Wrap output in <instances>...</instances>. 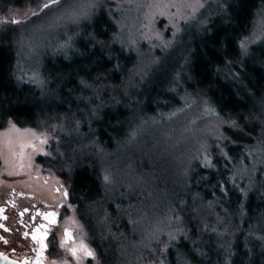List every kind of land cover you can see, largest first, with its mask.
<instances>
[{"label":"trees","instance_id":"obj_1","mask_svg":"<svg viewBox=\"0 0 264 264\" xmlns=\"http://www.w3.org/2000/svg\"><path fill=\"white\" fill-rule=\"evenodd\" d=\"M96 2L92 19L78 26L71 48L50 54L43 62V85L17 79L20 75L14 44L7 32L0 33V130L12 119L16 126L32 129L65 120L67 127L78 131L77 123L82 129L87 125L83 112L95 109L98 115L89 122L90 136L100 150L109 152L120 142L131 141L139 127L151 119L196 108L198 126L192 129L194 138L201 140L179 143L174 152V185L168 194L172 203L165 226L169 232L183 227L190 239L178 236L154 264L161 258L165 264H182L179 253L191 264H224L229 251L238 254L232 258L235 264H241V260L244 264H264L258 243L249 236L264 234V32L258 42L250 44L247 56H241L238 48V42L253 32V22L264 11V0H209L197 19L182 24L172 47L152 52L155 62L144 71L142 68V75L137 70L138 53L120 40L113 43L114 34L119 35L111 9L114 1ZM35 3L0 0V14H6L9 7ZM93 32L110 47L89 44L88 35ZM92 67L96 71H91ZM82 77L93 88L81 89ZM204 100L210 101L221 117H247L240 121L244 133H236L220 125L219 118L205 114ZM195 128L201 131L195 132ZM221 132L229 137L225 150L230 162L216 149V137ZM202 145L207 147L214 168L200 166L205 155ZM56 146L63 154L59 160L39 158V162L43 160L63 177L71 199L80 202L77 209L86 216L93 205L102 204L100 218L84 219L89 232L92 221L96 226L92 243L97 263L126 264L112 248V233L126 224L121 218L117 220L110 205L109 186L100 178L101 168L93 159L78 155V142H67L61 135ZM220 184L226 186L227 195L220 191ZM138 199L134 193L128 197L131 204ZM98 207L93 206L96 210ZM174 215L182 220L175 221ZM213 226L223 235L212 233ZM167 233L161 237L160 249L168 242ZM246 238L248 246H254L251 258L242 255ZM193 241L206 256L195 254Z\"/></svg>","mask_w":264,"mask_h":264},{"label":"rangeland","instance_id":"obj_2","mask_svg":"<svg viewBox=\"0 0 264 264\" xmlns=\"http://www.w3.org/2000/svg\"><path fill=\"white\" fill-rule=\"evenodd\" d=\"M113 1L111 9L116 17L119 36L128 47L138 53L140 61L137 70L142 75L144 68L155 62L156 58L152 56V52H161L165 49L162 47L161 40L156 38L155 33H162L164 42L172 40L175 29L170 27L165 32L164 25L169 24L168 17L174 14L176 9L169 8L165 0H160L161 6L158 8L149 7L155 0H138L140 7L136 6L137 0H133L131 7L128 6L127 0ZM208 1L206 0V3ZM40 2H44V0ZM80 2L82 0H66L67 4ZM118 4L121 5L119 9L117 8ZM30 7L34 9L36 3ZM63 7L64 5H61V9ZM27 8L9 7L6 14H0V19H23ZM161 11L165 13L164 16L160 15ZM55 12L54 7L49 15L55 14ZM146 16L153 20L150 27L145 26L149 24ZM83 22L85 20H81L78 25L66 22L60 27L43 32L34 31L35 24L8 25L7 27H0V33L7 32L14 44L20 77L43 85V80H40L43 62L50 54L59 51L64 52L66 48L60 46L68 40V37L73 39L76 37L78 26ZM177 23L181 28L183 23L179 20ZM256 31L258 36L262 34L259 28ZM129 41H134V43H129ZM144 47H146L145 51L143 50ZM147 50H149L148 53H146ZM34 75L36 78L30 79ZM92 111L83 112L87 119V125L84 129L80 125L77 128L78 131H72L67 127L65 120L57 125L41 129L16 126L19 131L10 129L6 124L0 130V182L2 184H25L29 183L28 178L31 177L35 181H40L46 174L44 171H48V169H43L44 166L41 165L43 160L39 162V158L53 157L59 160L63 156L57 150L58 137L62 135L67 142H78L80 145L78 155L93 159L102 172L104 169H108L113 177V183L109 185L107 197H110V205L114 208L113 211L117 215V220L123 219L126 225L114 233L116 237L112 233V248L117 255L119 254L120 260H124L126 264H154L161 257V237L165 231L169 232L165 226L169 221L170 204L172 203V198L168 194L174 185L171 170L174 164V152L179 143L181 145L184 142L193 140L194 143V141L201 140L194 138L192 129L198 126L196 123L198 119L197 109L187 110L180 115H164L151 119L147 124L139 127L131 141L120 142L114 150L109 152L100 150L90 136L92 131L89 122L98 115L96 112L97 115L93 117ZM204 126L206 128L208 125L205 124ZM25 129L30 131H25ZM199 131L201 129L195 128V132ZM33 133L46 134L49 139L48 145H40ZM10 140L11 145L9 144ZM29 142L35 143L38 150L47 151L50 155H42L40 151H34L27 146L21 148L22 143L27 145ZM21 153H23V158H21ZM50 172L53 175L56 174L54 169H51ZM61 178L64 180L62 176ZM54 183L55 178L51 175L48 179V185ZM132 193L139 196L138 201L134 204L128 201V197ZM118 200H122V202ZM97 205L99 207L96 210L93 206ZM101 205L100 203L93 205L90 214L87 210L88 216L84 212L76 211L81 223L84 224V219L89 216L100 218V215H103ZM130 221H135V223ZM115 224L116 222L113 223V225ZM157 229H162V234H159L160 242L149 236Z\"/></svg>","mask_w":264,"mask_h":264},{"label":"snow or ice","instance_id":"obj_3","mask_svg":"<svg viewBox=\"0 0 264 264\" xmlns=\"http://www.w3.org/2000/svg\"><path fill=\"white\" fill-rule=\"evenodd\" d=\"M36 7L33 9L32 7H28L26 9L25 15L23 19H0V27H7L8 25H27V24H35L34 31H47L53 28L60 27L66 22H70L72 24H79L81 20H90L92 19V16L94 14V10L98 7L96 0H82L80 3L76 4H67L66 0H44V2H40V0H35ZM128 6L131 7L133 5V0H127ZM167 3V6L169 8H175L176 11L174 14H172L169 18V24L164 25V31H168L171 27L172 29H175L173 31V40L164 42L162 40V33L156 32L155 36L157 39H160L162 42L163 48H170L173 46L175 37L178 35V33L181 31V28L177 21H181L183 24H188L191 21L197 19L198 15L201 14V10L206 8L207 3L206 0H165ZM61 5H64V7L61 9ZM137 7H140L141 5L138 3L137 0ZM161 3L160 0H155L153 4H150L149 7H160ZM56 9L55 14L49 15V13L52 12V10ZM121 7L120 4L117 5V8L119 9ZM221 7L224 8L225 5L221 4ZM11 11V10H10ZM111 14V13H110ZM161 16H164L165 13L163 11L160 12ZM259 19L255 20L253 22V32L249 34V36H246L242 38L238 42V48L240 50L241 56H247L249 54V46L251 43L258 42L259 39H261L260 36L257 35L256 29L259 28L262 32H264V11L258 13ZM47 17V19H44ZM149 24L145 25L146 27H150V25L153 23V20L151 17H147ZM39 21V23H36ZM205 28H207V25H205ZM151 30V29H150ZM106 32L107 29H104ZM3 37L0 36V40H2ZM72 37H68V40L65 41L63 45H61V48H71V41ZM117 40H120L121 43H123V40L118 34H114L113 36V43H115ZM98 44L101 46V48H107L110 47V45L106 44L104 41L98 40L96 37V34L90 33L88 35V43L89 44ZM129 43H134V41H129ZM95 46V45H93ZM109 60L112 59L111 56L108 57ZM188 58L185 57V62L187 63ZM98 63V62H97ZM231 63V61H230ZM91 71H96L95 67L91 68ZM86 75H88V72L86 70ZM179 75V74H177ZM35 75L30 77V79H35ZM17 79H22V77H17ZM99 79V78H98ZM81 89H91L93 88V84H90L88 82V79L81 78L79 81ZM264 103V101H262ZM189 107L191 105H188ZM203 112L209 116H215L219 118V124L225 125L227 128L232 129L236 133H244V127L241 125L240 121L242 119L247 120V117L242 116H235V117H221L220 111L213 106V104L208 101H203ZM93 117H95L96 110L94 109L91 113ZM171 115H176L175 112H173ZM7 124L10 129H15L16 131H19V129L16 128V123L9 119L7 121ZM77 128H79V123H77ZM25 131H30L28 129H25ZM262 132H264V128H262ZM33 135L36 137V139L39 141L40 145L47 146L49 143V139L46 134L44 133H33ZM216 149L219 150V155L226 161H229V153L226 151L227 143L229 142V137L225 136L222 132L216 137ZM235 143V141H232ZM11 140L9 141V144L11 145ZM59 143V142H58ZM264 143V142H262ZM31 147L34 151H40L42 155L48 156L50 155L49 152L43 151L42 149L38 150L36 148L35 143L29 142L27 145L21 144V148L23 147ZM205 155L203 157V160L200 164L201 167L204 168H214L215 164L212 159V157L207 153V147L203 146ZM251 152V150H249ZM21 158H23V153H21ZM21 167H23V164H21ZM102 182L105 186H109L113 183V177L111 172L108 169H104L101 177ZM202 179L207 180L208 177H202ZM235 186V185H234ZM220 188V191L223 192L225 195H227L226 192V186L223 184L218 185ZM59 191V189H57ZM244 195H247L245 192ZM69 192L67 189L64 191V197L68 198ZM119 209V206H118ZM27 211V209H25ZM23 215V213H21ZM37 216H42L44 220L48 221L49 224L55 223V217L57 213L55 212H45V213H36ZM175 221L180 222L182 220V217L179 215H174L172 217ZM35 219V216L33 217ZM131 223H135V221H130ZM45 225L41 224L37 226L33 230L32 239L40 245L39 249H34L36 251L37 259L36 264H42V254L45 251L46 245L44 243V240L46 238L47 233L45 232L43 235H39L41 233L42 229H45ZM204 230H208V225H204ZM5 231H8V229H5ZM212 233H217V229L215 226L211 228ZM159 234H162V229H157L156 232L150 233V238H154L159 241ZM218 235H223V233H217ZM28 233H24V237L27 238ZM168 242L163 243V247L160 249L161 256L166 252V250L171 246L172 242L177 241L178 236H182L184 240H189L190 237L188 236L187 232L183 227H177L174 232H168ZM250 237H252L259 245L260 247V256L261 258H264V234L253 236L251 233L249 234ZM0 239H3L0 237ZM71 239V236L67 230L64 232V239L60 242V247L62 249H66L67 253H69L72 257V259L75 261V264H91L92 261H96L98 259L96 251L90 247L87 243H85L83 240L80 241L79 244H74L73 246L66 247L67 240ZM248 238H246V243L244 246V251L242 253L243 257L251 258L254 254L253 247H249L247 243ZM4 243H7V240L4 241ZM193 243V250L195 251L196 255L199 256H206L207 253L200 250L199 246L196 244L195 241ZM231 247V245H230ZM15 251V250H13ZM238 254L232 251H229L227 253V259L224 261V264H235V261L232 259L233 257L237 256ZM179 261H182V264H191V261L187 259V257L183 253L178 254ZM0 259H3L7 262V264H17V261L14 260H8V257L5 256L3 253H0ZM23 264H30L28 260H24ZM52 264H57V261H52ZM60 264H69V261L65 258L63 259ZM158 264H165V261L163 258L159 259ZM241 264H244V261L241 260Z\"/></svg>","mask_w":264,"mask_h":264},{"label":"flooded vegetation","instance_id":"obj_4","mask_svg":"<svg viewBox=\"0 0 264 264\" xmlns=\"http://www.w3.org/2000/svg\"><path fill=\"white\" fill-rule=\"evenodd\" d=\"M41 165L48 171H44L46 174L40 181H35L31 177L28 178L29 183L25 184L0 182V237L3 238L0 239V253L7 256L8 260L17 261V264H23L24 260H28L30 264H36L37 255L34 249L38 250L40 245L32 239V234L37 226L43 224L46 227L39 235L45 232L47 235L44 240L46 248L42 254V264H52L54 260L60 264L65 258L69 264H75L66 249L60 247L65 230L71 236V239L66 242V247L79 244L83 240L95 250L92 243V237L95 235L92 229L93 226L95 229V225L92 221V225H89L91 232H89V228L81 223L76 214V211L80 212L77 209L80 202H74L70 194L68 198L64 197L65 189L69 192L65 180H61L58 174L53 175L47 163H41ZM51 175L55 178V183L48 185ZM37 212L57 213L55 223L49 224L42 216H37ZM34 216L35 219H33ZM25 232L28 233L27 238L24 237ZM5 240L7 243H4ZM91 264H97V260L92 261Z\"/></svg>","mask_w":264,"mask_h":264},{"label":"water","instance_id":"obj_5","mask_svg":"<svg viewBox=\"0 0 264 264\" xmlns=\"http://www.w3.org/2000/svg\"><path fill=\"white\" fill-rule=\"evenodd\" d=\"M0 264H7V262L3 259H0Z\"/></svg>","mask_w":264,"mask_h":264}]
</instances>
